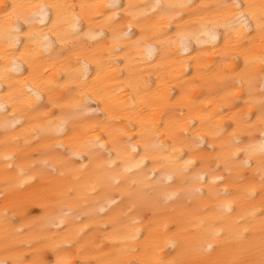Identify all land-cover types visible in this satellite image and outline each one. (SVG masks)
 Returning a JSON list of instances; mask_svg holds the SVG:
<instances>
[{"label": "snow or ice", "instance_id": "1", "mask_svg": "<svg viewBox=\"0 0 264 264\" xmlns=\"http://www.w3.org/2000/svg\"><path fill=\"white\" fill-rule=\"evenodd\" d=\"M144 8L146 6L131 4L122 6L118 0H109V2L99 3H46L42 0H0V61L4 62V71L0 73V89L7 84V91L4 92V99L7 100L13 95V91H19V99L23 100L27 95L22 90L17 89V85L11 83L13 79L10 76L8 64H12V71L22 75V64L27 63L28 68L32 69L36 61L45 56L55 57L63 61L60 72L62 77H66V87L68 96H72L71 107L85 119L89 118L88 113L95 114L98 111L108 113L111 111L113 99L107 95V87L104 81L110 79L107 71L113 64L121 63L117 60V53H126L129 47L139 48L145 39L156 42V47H149L148 54L159 51L164 55L161 60H167L170 56H175L183 50L187 53L188 44L195 39L197 44L212 43L215 46L217 37L224 39V52L222 55V64L224 71L217 73L215 79L225 87L238 86L243 89L249 97L253 106H257V113L245 115L243 120H235L236 127L228 133L227 128L220 123L213 124L208 129V135L214 139H221L227 133V142L222 143L219 151L216 147L210 145L212 152H216L214 157L210 154H204L200 157V163H216V167L208 170L195 171V163L192 159L185 160L173 174L167 175L168 181L175 183L173 179L179 181V187L171 192H165V203L171 202L174 205L187 208L194 203H201V211L206 216L198 217L194 222L180 219L175 222L171 228L165 225L166 233H172L175 240L169 239L165 246L171 247L172 252L161 255V249L158 244L151 242L154 227V217L161 213V206L158 203L160 187V177L164 169L157 172L153 168L152 175L145 180L131 179L126 177L116 182V187L121 188V199L116 201L109 198V207L107 212L101 207L99 210L106 215L114 209L123 205H130L113 219L111 226L114 229L112 235H116L117 225L132 220V227L125 233L120 234L122 247L117 250L116 258H107L96 260L95 262L85 257L83 246H79L86 233L84 229L88 227L84 221L90 220L88 214L74 216L68 219L72 213H63L56 217H49V224L56 229L57 234L63 237L59 244H49L46 240L39 237H32L24 241L27 247L32 250L31 258L21 252L18 256L10 260H0V264H264V0L254 2H241V0H230V2L216 3L213 5H193L191 2H162L157 0L149 11L132 12V8ZM78 9V10H77ZM132 17L127 24L128 31L122 32L119 36L110 26L120 18V10ZM148 16L157 17L156 21L150 26L148 31L151 35L145 37L143 33L145 28L141 27V37L132 44L121 47V39L132 40L135 35L131 31L133 24L140 27L142 18ZM102 17L105 25H108L112 31L113 46L104 49L103 59H95L100 56L99 52L93 51L92 45L80 43L81 34L95 41L99 45L105 38V32L101 29L99 32L92 30V24L95 19ZM177 23L175 29L171 28L173 23ZM85 22L88 24V30L85 31L82 26ZM45 29L47 31H45ZM174 33V35H173ZM43 37V47L40 46L39 37ZM51 37H54L52 39ZM207 37V40H202ZM23 38V39H22ZM247 39L248 43L245 44ZM259 40L260 52L256 54L252 45ZM59 42L60 47L56 44ZM196 51V50H194ZM203 55L208 53L202 50L196 51V55L190 61L184 63L194 64L197 72L201 71L200 62ZM89 56L94 59L91 61L96 64V80L89 83L88 68ZM75 57L74 64L71 62ZM243 58V68H240L235 61ZM128 57L125 55L124 60ZM259 70H256V65ZM239 69V70H238ZM167 66L160 65L155 71L160 73L166 71ZM208 71L207 68L203 69ZM101 73L105 75L101 77ZM141 80L136 83L129 82L132 100L131 104H122L120 111L129 113L128 124L132 126L135 121L140 129V138L143 142V155L141 156L137 146H129L131 152L141 159L133 167L137 169H147L148 165L144 163L149 155H152L153 163L168 161L174 164L183 160L184 155H190L193 151L203 152L205 137L200 134L189 135V128L194 127L191 119L184 121V109L191 111V88L187 87L192 81H186L180 86L181 96L177 101H172L171 91L167 79L157 76L160 81L155 85V91L149 81L143 80V70L137 73ZM48 69L39 72L33 76V87L28 88L35 98L27 101L28 112H34L40 107L43 90L50 89L51 80H47ZM259 81V88L255 87L256 81ZM97 81L101 86H97ZM70 85V86H69ZM223 90V88L221 89ZM235 95V93H230ZM259 94V99L254 100ZM141 96L140 103H136V97ZM63 99V98H62ZM93 99L99 101L96 109H90L89 102ZM181 100L184 101L181 104ZM49 103L55 108L63 110L64 105L60 101H53L49 97ZM104 108L101 109L100 105ZM180 106V120H164L163 116L171 113L175 107ZM13 115L10 122L6 121L3 125L5 132L9 127L15 131L17 126L25 123H31L27 116L21 120L15 115L17 104L12 105ZM0 109L7 112L4 103H0ZM230 110V109H229ZM205 116L200 117L201 124L212 121L220 115V112L209 113L205 109ZM51 115H55L52 113ZM255 115V121L251 117ZM48 114H45L47 119ZM112 122L111 117L98 122L93 126L95 132L102 125H108ZM123 124L124 120H119ZM54 123L48 120V125ZM66 121L61 120L59 129L63 131ZM245 126V127H242ZM259 125L260 136L257 139L243 137L244 131H250ZM228 127H232L229 125ZM107 130V129H105ZM119 133H126V129L116 130ZM145 133H149L151 138H147ZM37 137L35 143H40V126H34L30 133ZM183 136L184 143L187 141V152L179 154L181 150L176 148V142L179 136ZM168 136L172 140L171 145H166L161 137ZM243 137V138H242ZM109 144L106 147L102 136H93L89 143L80 148L74 144L72 151L67 156L54 158L52 161H43V168L33 162L32 168L26 171L20 168V176L26 177L22 184H35L47 180V183L36 193L39 197L50 198L52 201H64L67 199H79L81 189L71 187L64 189V186L58 182H53L49 177L64 178L68 172H77L87 170L92 167L96 161V169L100 172H113L116 169H122L121 175L131 173V168L127 167L129 160H135V156H126L122 144L125 142L116 138L113 131H108ZM14 140L18 139L16 137ZM25 144L28 141L25 140ZM62 146V145H59ZM107 152V167L105 161L96 154V147ZM67 151V150H66ZM158 152H168L167 156H156ZM115 156V159H113ZM242 157V158H241ZM5 161L14 160L13 154H7L3 157ZM79 162L77 168L73 160ZM88 160V164L83 161ZM117 161H120L119 163ZM221 165L223 167L221 168ZM11 168V164L8 165ZM223 171L226 175H218ZM189 173H194L189 175ZM209 177L211 179H209ZM130 181V182H129ZM99 182V181H98ZM154 182V183H153ZM231 183L235 186L234 192H229L227 188L217 191L218 184ZM144 187L141 188L140 185ZM207 188V193L205 192ZM93 194H96V188L93 187ZM206 198H214L219 201L213 207L204 203ZM256 201L250 211H245L235 206L236 200ZM90 206V205H85ZM150 212L151 217H147L148 223L144 231L148 233L144 243L141 244V229L136 227L141 220H135L133 217ZM184 216V213H181ZM42 219L44 217H41ZM5 226L10 221L7 211L4 213ZM192 223L196 228V233L188 234V226ZM73 225H83L80 228H74ZM91 229H89L90 231ZM7 239V232L5 234ZM66 248H76L77 256L80 259L73 260L71 256L65 255ZM97 250L100 251L99 247ZM45 251H50L52 257L44 258ZM138 254V255H137ZM124 255H137L136 259H123Z\"/></svg>", "mask_w": 264, "mask_h": 264}, {"label": "bare ground", "instance_id": "2", "mask_svg": "<svg viewBox=\"0 0 264 264\" xmlns=\"http://www.w3.org/2000/svg\"><path fill=\"white\" fill-rule=\"evenodd\" d=\"M46 3H68L79 5L81 3H99V2H109V0H42ZM122 6H127L129 4L136 6H146L144 8H132V12L140 13L149 11L151 6L157 2V0H118ZM162 2H178V0H162ZM183 2H191L195 5H213L216 3L230 2V0H183ZM241 2H254L258 3L259 0H241ZM78 10V9H77ZM132 17L127 13L120 10V18L117 19L115 24L110 26L111 29L116 31L119 36L122 32L128 31L127 24L131 21ZM157 17L148 16L147 18H142V24L140 27L133 24L131 31L135 33L132 36V40L128 41L121 39L119 45L124 47L125 45L132 44L137 39L141 37V27L145 28L143 35L145 37L151 35L148 31L150 26L156 21ZM177 21L171 25L172 29H175ZM85 31L88 30V24L85 22L82 25ZM108 25H105L104 19L99 17L94 20L92 24V30L94 32H99L101 29L105 32V38L102 43L97 45L95 41L89 39L87 36L81 34L80 43L84 45H92L94 52H99L101 55L95 57V59H103V51L106 48L113 46L112 31ZM45 31H47L45 29ZM174 35V33H173ZM54 39V37H51ZM23 39V38H22ZM40 41V46L43 47V37L38 38ZM202 40H207V37H202ZM224 39L222 36L217 37L215 46L212 43H201L197 44L195 39H192L188 44L186 54L181 50L175 56H170L167 60H161V56L164 55L159 51H154L151 56L148 54L149 47H156V42L145 39L139 48L129 47L126 53H117L116 59L120 60L121 63L113 64L112 68L107 71V75L111 77L110 79L104 81V85L107 87V95L112 97L113 103L111 111L108 113L98 111L95 114L89 112V118L77 113L72 107L73 102L72 96H68L66 87V77H62L60 69L62 67L63 61L55 57L49 58L45 56L43 59L36 61L32 69L28 68L27 63L22 64V75L12 71V64H8L9 75L12 76L10 81L17 85L18 90H22L27 95L24 96L23 100L19 99V91L14 90L13 95L5 100L4 92L7 91V84L0 89V103H4L7 107V112L0 109V260H10L13 257L18 256L21 252L25 253L29 259L31 258L32 250L27 247L24 241L32 237H39L44 239L49 244H59L61 243L63 237L57 234L56 229L52 228L49 224V217H56L62 215L63 213H72L68 219H73L74 216L83 217L84 214H88L91 219L84 221L88 227L84 229L86 235L81 241L79 246H83L85 257L93 262L96 260H104L107 258H116V253L119 248L123 245L121 243L120 234L125 233L132 227V220H127L125 223L117 225L115 229L116 235H112L114 229L111 226L113 219H115L119 213L126 210L130 205H123L118 209H114L107 215L100 212V208L103 207L105 212H107L109 207H112L109 203L110 199H115L119 201L121 197V188L116 187V182L118 180L124 179L126 177H131V179L145 180L146 177L152 175V169L155 168L157 172H160L163 167V174L158 177L160 179V187L157 189L159 193L158 203L161 206V213L154 217V227L153 234L151 237V242L158 244L161 255H165L172 252L171 247L165 246L167 240H175L178 237L172 233H166L165 225L171 228L172 225L180 219H185L187 221L194 222L198 217L206 216L207 214L201 211L203 204L194 203L190 207L183 208L179 205H174L171 202L165 203V192H171L179 187V181L176 180L175 176L173 179L176 181H168L165 177L169 174H173L179 167H181L185 160L192 159L195 163V171L208 170L209 168L216 167V163H200V157L204 154H210L211 156L217 155L216 152H212L210 145L216 147L219 151L222 143L227 142V133L224 137L217 140L208 135V129L211 125L220 123L223 127L227 128V132H232L236 124L233 123L235 120H243L246 114L249 112L257 113V106H253L251 103H246L249 101V97L245 94L243 89L238 88V86H228L225 87L220 82L215 79L217 73H222L224 71V66L222 64V55L224 52ZM248 41L245 40L247 45ZM56 47L59 48V42H57ZM254 52L259 54L260 44L259 40L252 45ZM2 50V47H0ZM202 50L208 55H203L201 57L200 68L201 71L197 72L196 66L194 64L184 63V61H190L193 56L196 55V51ZM125 55L128 57L127 61L124 60ZM89 68L88 77L89 83L96 80V64L91 62L94 58L89 56ZM73 64L75 62V57L71 61ZM240 68H243V58L235 61ZM167 66L166 71H161L157 73L155 69L160 66ZM207 68L208 71L203 69ZM48 69L47 80H51L52 84L50 86L51 90L44 89L42 98L40 101V107L34 112H28L27 101L29 99H35L31 93H28V88L33 87V76L39 72H43ZM143 70V80L149 81L153 86V91H155V85L160 81L157 80V76L167 79L169 86L172 89L171 98L172 101H177L181 96L182 84L186 81H192L187 87L191 88V111L187 108L184 109V121L191 119L194 127L189 128V135L200 134L205 137V143L203 144V152L193 151L190 155H184L183 160L177 161L174 164H170L168 161H164L161 165L160 163H153L152 155L150 154L148 159L144 160V163L148 165L147 169H137L133 167L138 160L141 159L143 155V142L140 138L141 129L139 125L133 121L132 126H129L127 117L129 113L120 111L122 104H131L132 100L129 99L131 96V89L129 88V82L136 83L141 80V77L137 75L138 72ZM239 70V69H238ZM256 70H259V65H256ZM4 71V62L0 61V73ZM105 74L101 73V77ZM70 86V85H69ZM97 86H101L100 82L97 81ZM255 87L259 88V81L257 78ZM223 88V90H221ZM230 93H235L231 95ZM49 97L53 101H60L64 105L63 110L53 107L49 103ZM63 98V99H62ZM141 96L136 97V103L139 104ZM254 100L259 99V94L253 97ZM122 102V104H121ZM17 104L16 117L23 120L26 116L31 120V123L22 124V126H17L15 131L9 127L8 131L5 132L3 125L6 121L10 122V118L13 115L12 104ZM98 100L93 99L89 102L90 109H96ZM184 101L181 100V104ZM100 108L103 109L104 105L101 104ZM205 109L211 112H220V115L215 117L212 121L208 123L201 124L200 117L205 116ZM230 109V110H229ZM48 114L47 119L45 114ZM55 113V115H51ZM106 117H111L112 122L108 125H102L95 132L92 131L93 126L98 122L103 121ZM164 120H180V106L177 105L171 113H167L163 116ZM252 121H255V115L251 117ZM48 120L54 121V123L49 126ZM64 120L66 123L63 126V131L59 129L60 121ZM124 120L121 124L118 121ZM40 126V143H35L37 137L32 136L31 130L34 126ZM232 125V127H228ZM242 127H245L242 125ZM107 129V130H105ZM126 129V133H119L116 130ZM108 131H113L116 138L122 142L123 149L125 150L126 156H135V160H129L127 167L131 168V173H126L121 175L122 169H116L113 172H100L96 169V161L92 163V167L87 170H81L77 172H68L64 178L49 177L48 179L53 182H58L64 189L71 187H79L81 189L79 193V199H67L64 201H52L50 198L39 197L36 193L47 183V180L40 181L35 184H22V180H26V177L20 176V168H24L26 171L31 170L33 162L39 164V171L43 168V161H52L56 157L67 156L72 151V145H76L77 148L82 147L89 143L93 136H102L104 143L107 147L109 144ZM147 138H151L149 133H145ZM260 136L259 125L252 128L250 131H244L243 137H248L250 139H257ZM16 137L18 139L14 140ZM242 137V138H243ZM166 145H171L172 140L168 136L161 137ZM25 140L28 144H25ZM184 137L181 135L176 142V148L181 150L179 154L187 152V141L181 143ZM62 145V146H59ZM137 146L138 151H140L141 156H136V153L131 152L129 146ZM67 150V151H66ZM7 154H13L15 159L11 161H5L3 157ZM96 154L105 161V167H107V152L96 147ZM168 152H158L156 156H167ZM242 158V157H241ZM115 159V156H113ZM118 163L120 161H117ZM73 163L77 168L80 164L75 159ZM84 164H88V160L83 161ZM11 164V168L8 165ZM223 165H221V168ZM194 173H189L192 175ZM218 175H226L223 171L218 173ZM209 179H211L209 177ZM99 181V182H98ZM130 182V181H129ZM154 183V182H153ZM93 187L96 188V194H93ZM141 188L144 187L143 184L140 185ZM225 188L229 192H234L236 190L235 186L231 183L228 184H218L217 191H222ZM207 193V188L204 189ZM204 203H207L209 207H213L219 201L214 198H206ZM256 201H242L237 199V207L242 208L245 211H250L252 205L256 204ZM90 205V206H85ZM7 211L10 221L5 226L4 213ZM184 213V216H181ZM150 212L141 213L133 219L141 220L143 223H138L136 227L141 229L142 235L140 237L141 244L144 243L145 237L148 233L144 231L145 225L148 223L147 217H151ZM41 217H44L43 219ZM74 228L83 227V225H73ZM89 229H91L89 231ZM196 228L192 223L188 226V234L191 236L196 233ZM7 232V239H5V234ZM99 247L100 251L97 250ZM65 255L71 256L73 260L80 259L77 256L76 248H66ZM138 255V254H137ZM137 255H124L123 259H136ZM52 257L50 251H45L44 258L47 259Z\"/></svg>", "mask_w": 264, "mask_h": 264}]
</instances>
